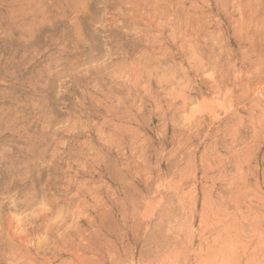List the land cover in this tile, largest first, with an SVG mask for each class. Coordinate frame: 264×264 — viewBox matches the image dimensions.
I'll return each instance as SVG.
<instances>
[{
    "label": "rangeland",
    "instance_id": "obj_1",
    "mask_svg": "<svg viewBox=\"0 0 264 264\" xmlns=\"http://www.w3.org/2000/svg\"><path fill=\"white\" fill-rule=\"evenodd\" d=\"M0 264H264V0H0Z\"/></svg>",
    "mask_w": 264,
    "mask_h": 264
}]
</instances>
